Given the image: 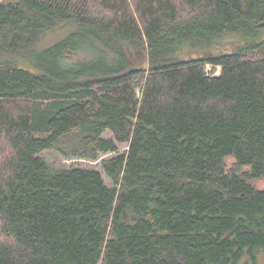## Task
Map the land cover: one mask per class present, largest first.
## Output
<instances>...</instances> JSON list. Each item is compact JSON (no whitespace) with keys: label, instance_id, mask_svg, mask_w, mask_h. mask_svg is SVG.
<instances>
[{"label":"trees","instance_id":"trees-1","mask_svg":"<svg viewBox=\"0 0 264 264\" xmlns=\"http://www.w3.org/2000/svg\"><path fill=\"white\" fill-rule=\"evenodd\" d=\"M259 179L264 0H0V264H264Z\"/></svg>","mask_w":264,"mask_h":264},{"label":"rangeland","instance_id":"rangeland-1","mask_svg":"<svg viewBox=\"0 0 264 264\" xmlns=\"http://www.w3.org/2000/svg\"><path fill=\"white\" fill-rule=\"evenodd\" d=\"M69 29H63V30H56L55 32L49 33L44 37V39L41 41V45H48L52 44L61 38H64L66 35L69 33ZM236 37L234 36H228L224 38L221 43L224 44L223 47H226L227 49H231L234 45V43H237ZM218 49V48H217ZM211 67L208 66V70H210ZM219 73V68L216 71V74ZM106 137H113V133L111 131H106L105 133ZM128 148L127 144H120L119 146V151L118 153H122ZM114 153H107V154H101L100 158L96 161L93 160H88V159H78V158H73V159H67L64 158L61 154H59L56 150H45L43 152H40L38 155L45 158L48 162L56 165L57 167H68V166H82V167H87V168H96L102 172V175L105 179V182L109 186H113L112 180L106 175V173L103 170L102 167V160L110 158L113 156ZM233 162V159L231 157L227 158V163L228 165H231ZM256 186L258 188H263L264 187V179H259L255 182Z\"/></svg>","mask_w":264,"mask_h":264}]
</instances>
